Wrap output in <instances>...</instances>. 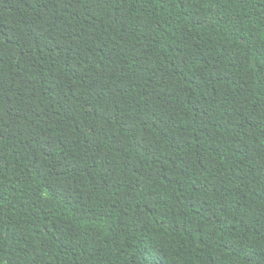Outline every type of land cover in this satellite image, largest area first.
Instances as JSON below:
<instances>
[{
    "label": "trees",
    "instance_id": "obj_1",
    "mask_svg": "<svg viewBox=\"0 0 264 264\" xmlns=\"http://www.w3.org/2000/svg\"><path fill=\"white\" fill-rule=\"evenodd\" d=\"M0 264H264V0H0Z\"/></svg>",
    "mask_w": 264,
    "mask_h": 264
}]
</instances>
